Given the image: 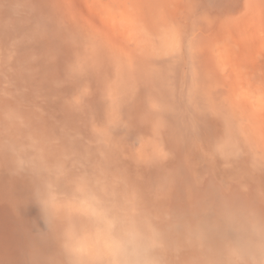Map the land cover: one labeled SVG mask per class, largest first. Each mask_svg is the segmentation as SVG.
I'll return each mask as SVG.
<instances>
[{"label":"rangeland","instance_id":"1","mask_svg":"<svg viewBox=\"0 0 264 264\" xmlns=\"http://www.w3.org/2000/svg\"><path fill=\"white\" fill-rule=\"evenodd\" d=\"M264 264V0H0V264Z\"/></svg>","mask_w":264,"mask_h":264},{"label":"clouds","instance_id":"2","mask_svg":"<svg viewBox=\"0 0 264 264\" xmlns=\"http://www.w3.org/2000/svg\"><path fill=\"white\" fill-rule=\"evenodd\" d=\"M108 264H159L155 252L161 246L158 230L148 220L102 216Z\"/></svg>","mask_w":264,"mask_h":264}]
</instances>
